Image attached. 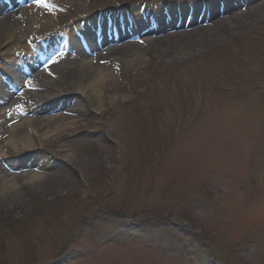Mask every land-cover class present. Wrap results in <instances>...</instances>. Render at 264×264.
<instances>
[{
	"label": "rangeland",
	"instance_id": "obj_1",
	"mask_svg": "<svg viewBox=\"0 0 264 264\" xmlns=\"http://www.w3.org/2000/svg\"><path fill=\"white\" fill-rule=\"evenodd\" d=\"M4 19L0 264H264V0H0ZM78 50L110 74L98 108Z\"/></svg>",
	"mask_w": 264,
	"mask_h": 264
},
{
	"label": "bare ground",
	"instance_id": "obj_2",
	"mask_svg": "<svg viewBox=\"0 0 264 264\" xmlns=\"http://www.w3.org/2000/svg\"><path fill=\"white\" fill-rule=\"evenodd\" d=\"M40 18H42L43 20H45V24L48 23L49 24V19L45 16V14H40L39 16ZM8 22H6V19H4L2 22H0V27L7 25ZM196 30V29H194ZM193 32V31H192ZM191 31L187 32L185 35L182 34H177V35H171L168 37H175L177 39H184L185 36H188L189 33L192 34ZM195 32V31H194ZM127 34H121L120 37H126ZM6 39L8 38V36H4ZM114 38H107L106 36H104L103 39V45L102 47L108 46L109 44L113 43ZM149 42H154L150 41ZM93 47V46H92ZM73 48L77 49L75 47V45L73 44ZM136 45L135 44H128L127 46H125L124 48H117V47H112L109 48L107 50H105L104 52H100V54H98V57H105L107 55H110L111 57L114 55L119 56L120 58H130V54L133 52V50H135ZM95 49H98V46H95ZM77 59L79 61V65L76 67V70H78V74L77 76L81 79L80 81L75 82L73 90L80 93L84 98H86L89 102H91L93 105L96 106V108H98V88H100L103 84L107 83L109 81V77L110 74L108 73V71L104 68H100L98 66H95V63H92V61H87L86 60V56L85 53L81 52L80 50H78L77 52ZM101 59V58H100ZM137 59H131V61H136ZM44 81H48V78H43ZM50 123L53 126V128H50ZM48 121V123L46 124H39L37 127H34V129L32 130V132L37 135V137L39 139H47L50 136L54 135L57 131L60 130V127H58L57 125H54L55 122H50ZM17 128H14L11 132L10 138H9V142L13 145H15L17 142H19L20 144L22 143V145L27 146L29 144V142L27 143V137H25L21 130H19ZM23 140V142H22ZM64 157H68V155H65ZM38 179L39 177L37 176H32L30 178V181H34ZM4 186V191L5 192H9L13 189V185L11 184V181L5 182L3 184Z\"/></svg>",
	"mask_w": 264,
	"mask_h": 264
}]
</instances>
